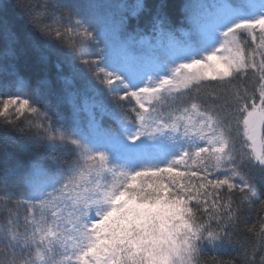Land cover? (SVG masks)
I'll return each mask as SVG.
<instances>
[{"label":"snow or ice","instance_id":"6c2138e0","mask_svg":"<svg viewBox=\"0 0 264 264\" xmlns=\"http://www.w3.org/2000/svg\"><path fill=\"white\" fill-rule=\"evenodd\" d=\"M18 7L0 13V264H264V216L246 219L264 211V0Z\"/></svg>","mask_w":264,"mask_h":264},{"label":"trees","instance_id":"16d2710c","mask_svg":"<svg viewBox=\"0 0 264 264\" xmlns=\"http://www.w3.org/2000/svg\"><path fill=\"white\" fill-rule=\"evenodd\" d=\"M132 4H136L137 0H129ZM34 0H0V13H6L9 20L13 23L21 22L23 20V16L21 14L22 9L18 7L19 5L29 4L33 3ZM48 2L51 4L53 2L58 3L54 0H48ZM142 2L146 5H153L160 2V0H142ZM168 2L180 5L185 2V0H168ZM141 20V26H143L146 15H142L140 17ZM131 22L134 24L136 22V18L132 17ZM31 56V59L29 57ZM36 60L35 56H32L31 54H25L23 52L20 53V55L17 57V67L21 69V74L31 81L33 84L35 83V80L38 78V75L40 78L47 77L53 84L54 87L60 88L61 82L56 79L57 77V69L53 65H49L48 68L45 71L40 72L37 74L34 72V70L31 67L32 62ZM5 92H8L9 94L15 92V87L12 83V78L7 77L5 78L3 75H0V98H6ZM67 112L68 109H65ZM81 119L83 121H87V114L82 113ZM105 123L106 125H111L112 122L108 120L107 117H105ZM24 125L22 124V127ZM10 150L16 152L18 154L20 164L13 166V172L11 175V180L15 183H19L21 180V175L23 172L24 167L27 166V160L29 156L33 155L32 149H25L22 150L20 148V145L17 144H10ZM259 216H264V211L261 210L259 205L254 206L252 209L248 210L247 214V223L250 227L252 224L257 222V219ZM241 228L244 229V225H241ZM244 238H246L248 241H251L253 239V236L251 233L244 230ZM250 250V248H249ZM215 258L217 260V264H220L221 261L227 262L232 260H241L242 259V253L237 249H228L225 251H208L206 259H208L209 264H211V258Z\"/></svg>","mask_w":264,"mask_h":264},{"label":"rangeland","instance_id":"374dc122","mask_svg":"<svg viewBox=\"0 0 264 264\" xmlns=\"http://www.w3.org/2000/svg\"><path fill=\"white\" fill-rule=\"evenodd\" d=\"M54 1H57L58 3L64 2V0H54ZM90 2L100 5L103 12L106 14H110V15L111 14L119 15L122 11H124L125 13L130 12L131 8L135 5V4H132L129 0H90ZM191 2L212 4L214 0H191ZM124 5L127 6L126 9L117 7V6H124Z\"/></svg>","mask_w":264,"mask_h":264}]
</instances>
